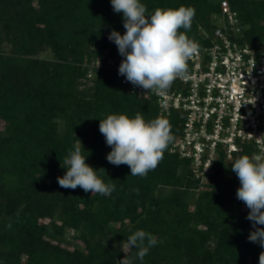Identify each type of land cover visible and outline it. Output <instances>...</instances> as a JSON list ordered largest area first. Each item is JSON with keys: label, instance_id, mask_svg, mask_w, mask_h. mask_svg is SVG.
Listing matches in <instances>:
<instances>
[{"label": "trees", "instance_id": "1", "mask_svg": "<svg viewBox=\"0 0 264 264\" xmlns=\"http://www.w3.org/2000/svg\"><path fill=\"white\" fill-rule=\"evenodd\" d=\"M229 2L239 13L245 41L264 44V0ZM141 3L146 16L157 8L193 7L186 33L193 42L202 40L201 29L214 31L221 13L212 0ZM113 30L126 33L123 13L114 12L111 0H0V121L6 124L0 130V264H119L124 258L130 264H259L264 247L248 239L255 229L242 213L241 184L231 168L236 158L251 157V148L230 162L222 158L207 183L194 178L189 162L170 153L174 141L146 177L129 181L113 167L107 171L99 165L107 152L100 143L106 139L100 120L110 114L134 118L140 113L146 122L159 117L154 103L127 91L123 76L107 65L119 54L109 40ZM109 49L107 67L81 66L86 56L90 61ZM49 51L51 57H41ZM92 72L89 88L81 80ZM164 119L176 138L179 116ZM78 139L86 164L105 184L115 185L111 195L58 184L67 171L63 161ZM196 196L195 211L188 212ZM174 208L178 211L168 218L167 210ZM45 218L49 224L40 223ZM68 229L76 230L73 238L84 246L70 251L44 239L72 244L63 241ZM137 230L157 241L143 261L137 248L122 250Z\"/></svg>", "mask_w": 264, "mask_h": 264}, {"label": "clouds", "instance_id": "2", "mask_svg": "<svg viewBox=\"0 0 264 264\" xmlns=\"http://www.w3.org/2000/svg\"><path fill=\"white\" fill-rule=\"evenodd\" d=\"M111 4L114 12L123 13L126 29L124 35L115 30L109 35V40L115 42L119 53L125 57L119 66L120 75L160 97L168 94L175 80L190 78L188 60L198 51V46L186 34L196 14L193 7L157 8L146 16L147 8L141 0H111ZM181 28L185 31L180 32ZM99 130L112 148L107 160L116 166L128 165L131 175L140 177H146L158 166L165 150L175 139L167 119L158 117L146 122L140 113L134 118L110 114L100 120ZM85 159L80 146L70 151L69 157L63 161L67 166L66 174L57 178L60 187H80L86 193L111 195L115 185L105 184ZM231 168L241 184L237 198L250 209L247 219L253 222L255 229L248 239L264 247V228L256 227L264 225V153L238 157ZM156 243L150 233L137 230L122 243V250L126 253L137 248L136 255L143 261ZM121 262L130 264L125 258ZM259 264H264V252L259 256Z\"/></svg>", "mask_w": 264, "mask_h": 264}, {"label": "built area", "instance_id": "3", "mask_svg": "<svg viewBox=\"0 0 264 264\" xmlns=\"http://www.w3.org/2000/svg\"><path fill=\"white\" fill-rule=\"evenodd\" d=\"M212 1L221 13L214 31L201 29L202 40L194 42L198 51L188 60V80H175L165 97L125 76L121 80L127 91L154 103L160 118L179 116L181 130L170 153L189 162L201 182L222 158L230 162L248 148L252 155L264 153V44L245 41V28L229 0ZM122 61L114 64L117 71Z\"/></svg>", "mask_w": 264, "mask_h": 264}, {"label": "rangeland", "instance_id": "4", "mask_svg": "<svg viewBox=\"0 0 264 264\" xmlns=\"http://www.w3.org/2000/svg\"><path fill=\"white\" fill-rule=\"evenodd\" d=\"M84 37H88V35H86V34H84ZM89 38V37H88ZM112 47V46H111ZM92 49H95V50H98V46H95V45H93L92 46ZM99 52V51H98ZM109 54H110V49L109 50H107L106 52H104L102 55H99L96 59H91L90 61H89V59L87 58V56H86V58L85 59H83V64L81 65L82 67H84V68H91V69H94V66H100V68H102V67H107L106 66V63L104 62V59H108V57H109ZM52 56V54H51V52L49 51V52H45V53H43V54H41V57L42 58H45V57H51ZM123 59H125V57H123L120 53L119 54H116L115 55V57L114 58H112V59H110V60H107L108 62H107V65H113L114 66V64L115 63H117L118 61H120V60H123ZM94 76L90 79H87V80H85V79H83V80H81V83H84V84H86V85H88V87L90 88V87H93L94 86ZM86 86H80V88L81 89H83V88H85ZM147 101V100H146ZM81 115V114H80ZM5 121L4 120H1L0 121V130H4L5 129ZM60 129H61V133L62 132H64L63 130H65V128H64V123L62 122H60ZM75 137L76 138H78L76 135H75ZM100 143L101 144H103V145H101V147L104 149V150H106L107 152L108 151H111L112 150V148H111V146H109V145H107V143H106V139L105 140H102V141H100ZM76 146H80V147H82L83 146V144L81 143H79L78 141H76ZM81 152H83V150L81 151ZM107 152L105 153V155L102 157V160L100 161V163H99V165H103V168L104 169H106L107 171H110L111 170V168L113 167L114 169H115V172L118 174V177H121V176H124L125 178H126V180L128 179H130V178H134V176H132L131 175V170H130V167H128L126 164H121V165H119V166H116V165H113V164H111L108 160H107ZM130 181V180H129ZM210 181V179L209 178H207L204 182L205 183H207V182H209ZM203 182V183H204ZM165 194H169V193H171V190L170 189H168V190H166L165 192H164ZM196 193H198V192H196ZM164 196V195H163ZM197 197L198 196H196L195 198H194V201L191 203V205L189 206V210H188V212H194L195 211V199H197ZM241 210H242V213L244 214V216H245V214H249V212H250V209L245 205V203L243 202V204H242V208H241ZM178 210L177 209H170V210H167V214H166V216L168 217V218H170L171 216H173L176 212H177ZM180 212H181V210H180ZM40 223H44V224H49L50 223V218H45V219H42V220H40ZM127 223H128V221H127ZM58 224H59V226H63V224H62V222L61 221H58ZM118 226H119V224H118ZM203 229H205V227H202ZM66 235H65V237H64V240L63 241H68V242H72V244H67V243H64V242H62V243H60L62 240V238H59V239H57V240H52L51 238H49V237H44V239H45V241H47L48 243H50V244H52L53 246H59L60 244H62L61 245V247H63V248H65V249H67V250H70V251H73V250H75V245H79V246H84V243H83V241H81L80 239L78 240H76V239H74L73 237L76 235V230L75 229H68V230H66V233H65ZM107 243L109 244V240L107 241ZM129 251V250H128ZM128 251L125 253L124 251V253L125 254H127L128 253ZM119 264H122V262H119Z\"/></svg>", "mask_w": 264, "mask_h": 264}]
</instances>
